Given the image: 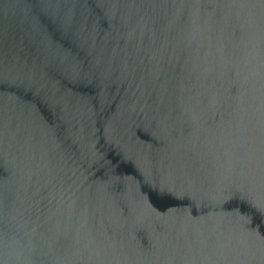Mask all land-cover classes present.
I'll list each match as a JSON object with an SVG mask.
<instances>
[{
	"label": "water",
	"instance_id": "obj_1",
	"mask_svg": "<svg viewBox=\"0 0 264 264\" xmlns=\"http://www.w3.org/2000/svg\"><path fill=\"white\" fill-rule=\"evenodd\" d=\"M0 264H264V0H0Z\"/></svg>",
	"mask_w": 264,
	"mask_h": 264
}]
</instances>
